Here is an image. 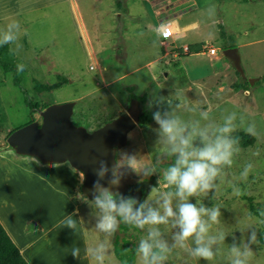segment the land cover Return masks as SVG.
<instances>
[{
    "label": "rangeland",
    "instance_id": "374dc122",
    "mask_svg": "<svg viewBox=\"0 0 264 264\" xmlns=\"http://www.w3.org/2000/svg\"><path fill=\"white\" fill-rule=\"evenodd\" d=\"M9 1L0 7V32L12 19L20 22L21 30L10 44L12 53L0 54V217L11 234L33 242L27 258L33 264H97L86 249L104 244L109 250L104 264H124L115 251V235L112 247L109 235L96 229L91 205L79 199L78 170L68 161L44 164L18 154L7 141L10 133L41 122V111L50 104L67 101H76L72 120L93 130L126 113L137 97L143 116L126 145L118 147L116 158L119 173L141 175L126 167L128 155L152 169L146 198L153 207L159 199L153 188L172 190L165 187L162 174L173 159H162L156 111H175L201 125H221L234 115L232 137L249 127L256 133L252 144L238 143L233 163L222 168L216 187L191 198L220 210L219 223L209 234L223 233L225 239L213 245V260L173 248L165 264H231V246L248 243L253 231L257 242L251 245L249 264H264V0ZM176 16L185 25H199L174 40L162 37L163 23ZM203 44L215 51L189 53ZM185 46H190L188 51ZM225 46L239 48L245 77L224 55ZM18 64L24 65L23 72ZM60 76L68 82L44 88ZM251 78H256L254 83ZM27 100L33 101L32 107ZM202 113L208 114L207 120ZM248 164L253 167L244 178L241 173ZM236 190L241 194L235 195ZM35 216L53 225L47 237L35 229ZM66 217L76 221V229L60 225ZM121 229L130 233L122 241L123 259L142 264L135 249L147 229ZM160 231L172 246L178 229L169 223ZM74 248L79 258L72 255Z\"/></svg>",
    "mask_w": 264,
    "mask_h": 264
},
{
    "label": "clouds",
    "instance_id": "9594fccd",
    "mask_svg": "<svg viewBox=\"0 0 264 264\" xmlns=\"http://www.w3.org/2000/svg\"><path fill=\"white\" fill-rule=\"evenodd\" d=\"M21 24L12 19L6 28L0 32V45L11 44L18 39ZM170 33L165 32L167 37ZM17 70L24 71V65L18 64ZM205 120L207 113H202ZM159 125V142L164 145L162 159L172 157L168 166L163 169L162 180L166 188L171 191L159 192L153 188L151 192L158 195V207H153L146 198L143 202L136 198L125 197L118 190L120 185V165L113 160L111 169L105 159L99 160V167L94 170L97 179L93 182L91 193L87 191L79 194L82 202L89 203L96 213V229L106 235L119 232L121 225L145 230L146 235L139 239L136 255L142 264H165L173 248L185 250L190 256L211 261L216 253L213 245L223 241L225 236L210 235L212 225L219 223L220 210L217 207L206 208L193 203L191 198L207 194L216 187L215 181L220 176L224 166H231L233 155L238 148V138L232 137L234 115L225 119L221 125L189 122L181 119L175 111H156L153 116ZM249 135L255 136L252 127L246 128ZM115 156V153H114ZM126 167L133 172L151 175L152 169L141 166L135 155L127 156ZM253 165H246L241 173L246 178ZM107 184L102 181L108 177ZM84 175V173H82ZM159 183V182H158ZM239 190L235 195H240ZM175 200V203H174ZM178 229L173 235V245L162 239L161 226L169 225ZM60 225L76 229V221L66 217ZM256 233L250 234L249 242L242 246L233 244L230 248L235 257L231 264H249L253 257L252 244L256 243ZM194 244L195 247L191 245ZM90 258L97 264H104L108 255V248L100 244L95 248L86 249ZM72 255L79 258L78 248L72 250Z\"/></svg>",
    "mask_w": 264,
    "mask_h": 264
},
{
    "label": "water",
    "instance_id": "95a60500",
    "mask_svg": "<svg viewBox=\"0 0 264 264\" xmlns=\"http://www.w3.org/2000/svg\"><path fill=\"white\" fill-rule=\"evenodd\" d=\"M223 53L245 77L239 48L228 47ZM249 80L254 83L256 78ZM75 105L76 101L50 104L41 111V122L34 120L14 130L7 141L18 154L37 157L44 163L68 161L84 173L82 191L90 195L93 182L97 179L94 170L99 167V160H107L109 169L113 160L117 162V149L126 145L129 133L140 123L143 105L139 98H133L126 113L93 130L72 120ZM154 174L133 176L129 171L119 173L120 185L113 190H118L126 198L132 197L143 202L150 186H139L137 183L150 179ZM110 177L111 172L102 183L107 184ZM126 235L120 226L115 239L122 242Z\"/></svg>",
    "mask_w": 264,
    "mask_h": 264
},
{
    "label": "trees",
    "instance_id": "16d2710c",
    "mask_svg": "<svg viewBox=\"0 0 264 264\" xmlns=\"http://www.w3.org/2000/svg\"><path fill=\"white\" fill-rule=\"evenodd\" d=\"M228 47H232V46H225V48ZM201 49H202V45H199L197 48H193V50L189 53H198L202 51ZM2 52L9 54L12 53L10 45L9 44L0 45V54ZM13 66L14 65H7L5 67L9 69ZM262 79H264V75L262 76ZM65 82H68L67 79L60 76L56 83L51 85H46L44 86V88H46L47 90H52L54 88H58L62 86ZM27 103L30 107L33 106L32 100H27ZM236 138H238L239 143L242 144L243 146L250 145L255 140L253 135H249L246 132H238ZM124 246H125L124 243L120 242L119 239H117L116 250H115L116 254L122 261H124V264H131L130 262L125 261L122 257L121 253L122 250L124 249ZM0 264H29L22 256L20 250L13 242V240L11 239V237L9 236V234L7 233L1 222H0Z\"/></svg>",
    "mask_w": 264,
    "mask_h": 264
},
{
    "label": "crops",
    "instance_id": "0c3cea01",
    "mask_svg": "<svg viewBox=\"0 0 264 264\" xmlns=\"http://www.w3.org/2000/svg\"><path fill=\"white\" fill-rule=\"evenodd\" d=\"M7 0H0V7H2V5L5 7V4ZM75 1V0H73ZM110 2H114V0H110ZM9 3L11 4H14L13 3V0L9 1ZM180 19L179 16H176ZM180 22L183 24L182 20L180 19ZM195 24H198L199 23L197 21H194V22H191L189 24H183L184 25V29L186 32H188V28H191L193 27V25ZM163 37V36H162ZM10 45V44H9ZM204 45V44H203ZM190 48V46H188ZM202 51L201 52H198V53H202V52H206L208 50L206 49H201ZM193 54V53H191ZM187 55V53H186ZM183 57V56H182ZM26 156H29V155H26ZM34 157V156H32ZM36 158V157H35ZM41 161V160H40ZM42 162V161H41ZM61 163V162H60ZM44 164H52V163H44ZM71 165V164H70ZM72 166V165H71ZM73 167V166H72ZM76 169V168H75ZM78 170V169H77ZM76 180H77V186H76V189H77V192H81L82 191V187H83V182H84V175H82V172L80 170L77 171L76 173ZM83 193V191H82ZM88 204V203H86ZM36 218L35 219V224H36V227L35 229H38L40 231H42V235H44L45 237H47V234L51 231V228L53 225H49V224H45L44 221H43V218H40V217H37L35 216ZM32 218V217H30ZM0 222L1 224L3 225V227L5 228V230L7 231V233L9 234V236L11 237V239L13 240V242L16 244V246L18 247V249L20 250L22 256L25 258V260L29 263V264H33L26 256L27 254V247L31 244V246L33 245V242H30L29 241V238L28 237H20V235L18 233L16 234H11L10 230L7 228V226L4 224L3 220L1 219L0 217ZM8 226L12 229L13 226H11L10 224H8ZM13 231H15V229H12ZM16 232V231H15ZM115 235V234H114ZM110 239H111V246L113 247V235L109 236ZM86 245L88 246V244L86 243ZM89 249V248H88Z\"/></svg>",
    "mask_w": 264,
    "mask_h": 264
},
{
    "label": "built area",
    "instance_id": "2783aa9c",
    "mask_svg": "<svg viewBox=\"0 0 264 264\" xmlns=\"http://www.w3.org/2000/svg\"><path fill=\"white\" fill-rule=\"evenodd\" d=\"M168 32L170 33L167 37H164V33ZM185 29H184V25L180 22V19L178 17H172L169 20L165 21L161 27V33L162 36L164 38H171V39H175L179 36H181L182 34H184ZM185 51L189 50L188 46L184 47ZM202 49H206L210 52H214L215 49L213 47H209L206 45H202Z\"/></svg>",
    "mask_w": 264,
    "mask_h": 264
},
{
    "label": "flooded vegetation",
    "instance_id": "af4514ba",
    "mask_svg": "<svg viewBox=\"0 0 264 264\" xmlns=\"http://www.w3.org/2000/svg\"><path fill=\"white\" fill-rule=\"evenodd\" d=\"M141 175H143V174H141ZM141 175H140V176H141ZM154 175H155V174H154ZM154 175H152V177H153ZM152 177H151V178H152ZM151 178H150V179H151ZM147 180H148V179L146 178L144 181L139 182V183H137V184H138L139 186H140V185H149ZM127 234H130V233H127Z\"/></svg>",
    "mask_w": 264,
    "mask_h": 264
}]
</instances>
